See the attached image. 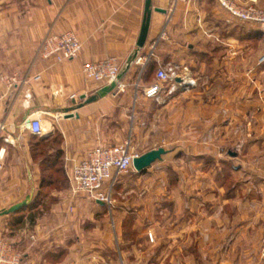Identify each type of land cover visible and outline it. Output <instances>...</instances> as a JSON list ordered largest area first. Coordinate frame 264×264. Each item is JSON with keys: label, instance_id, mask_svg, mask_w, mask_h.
Segmentation results:
<instances>
[{"label": "crops", "instance_id": "0c3cea01", "mask_svg": "<svg viewBox=\"0 0 264 264\" xmlns=\"http://www.w3.org/2000/svg\"><path fill=\"white\" fill-rule=\"evenodd\" d=\"M145 2L0 0V211L33 196L22 212L0 216V237L23 264H91L94 247L116 250L117 264H264V33L229 22L217 0L173 9L172 0H152L166 11H153L138 58L153 44L154 56L132 65L127 93L87 103L107 84L87 79L83 65L111 56L125 63ZM65 31L79 37V55L44 57L45 39ZM160 67L175 68L184 82L149 98L144 89ZM37 116L43 136L26 126ZM128 140L140 155L167 153L120 176L111 205L72 192L74 161ZM42 161H64L63 179L43 180ZM101 208L114 216L116 243L109 232L91 242Z\"/></svg>", "mask_w": 264, "mask_h": 264}, {"label": "built area", "instance_id": "2783aa9c", "mask_svg": "<svg viewBox=\"0 0 264 264\" xmlns=\"http://www.w3.org/2000/svg\"><path fill=\"white\" fill-rule=\"evenodd\" d=\"M190 0H172L173 9L178 2ZM219 5L228 13L230 22L238 18L244 22L257 26L264 33V5L254 3L241 4L237 0H217ZM82 50V43L74 31H65L60 34L49 35L42 45L44 57H53L57 62H64L76 58ZM154 56V44L149 55L138 58L136 64L142 59L148 61ZM264 62V56L260 59ZM122 67L119 58L111 56L83 65L82 71L87 79L95 83L109 84L114 81ZM178 74L173 67H160L156 72V81L144 89V94L157 97L160 93L172 94L182 85L177 81ZM130 84L124 79L118 82L114 89L115 94L127 93ZM139 82L136 84V94L140 92ZM28 129L35 136H43L46 129L41 116L29 120ZM3 126V125H2ZM140 156L131 148L130 141L109 146H97L81 161H74L71 166L69 181L74 194H83L87 198L111 205L112 192L117 179L133 169L135 157ZM153 240V234L148 233ZM262 254L264 256V238L262 239ZM0 264H23V254L15 248L12 242L0 237ZM128 264V263H122Z\"/></svg>", "mask_w": 264, "mask_h": 264}, {"label": "water", "instance_id": "95a60500", "mask_svg": "<svg viewBox=\"0 0 264 264\" xmlns=\"http://www.w3.org/2000/svg\"><path fill=\"white\" fill-rule=\"evenodd\" d=\"M154 10L161 11V12L166 11L165 9L154 8L152 0H146L143 23H142L140 35H139V38H138V41L136 44V48L132 51V53L129 55V57L127 58L125 63L122 65L116 79L114 81H112L111 83L105 85L101 89H99L97 91V93H95L91 97L87 98L86 99L87 103L95 101L99 97H104L107 94L114 92V89L117 86L118 82L123 80V78L126 76V74L130 70L132 65L138 59L142 48L146 44L148 33H149V28H150V24H151V18H152V14H153ZM26 126L27 127L30 126L29 121H27ZM166 153H167V150L164 147L152 149V150H150V151H148V152H146V153H144L138 157H135L134 161H133V166H134L135 170H137L138 172H141L142 170L150 167L157 160L162 159V156ZM232 154L235 155L236 153H232ZM32 199H33V196L28 195L22 201L12 205L11 207H9L7 209L1 210L0 216L18 213V212L22 211L23 209L28 207V205L30 204Z\"/></svg>", "mask_w": 264, "mask_h": 264}, {"label": "rangeland", "instance_id": "374dc122", "mask_svg": "<svg viewBox=\"0 0 264 264\" xmlns=\"http://www.w3.org/2000/svg\"><path fill=\"white\" fill-rule=\"evenodd\" d=\"M130 137L133 140V136L131 135ZM232 151H234V150H232ZM227 152H228V150L227 151L225 150V154H226L225 156L231 158V156ZM230 153L232 154V152H230ZM221 155H223V153L218 155V157H221ZM42 162H43V164H42V176L48 177V179L55 177L57 182H60L63 179V177L65 176V171L63 170L64 161H49L48 163H44V161H42ZM49 166H50V168H49ZM226 178H228V177H226ZM227 183H228V186L232 185L231 180H228ZM98 211H99V213L96 214L95 220L93 222L94 225L96 224L97 229H94L95 232L91 238L93 241H91V242H93L94 245H98L99 243L102 242L103 237L106 236L105 233L109 232V236L106 238H109L111 243H116V230L114 228L116 221L113 218L114 217L113 214L111 213V211L109 209H106V208H101ZM36 216H39V215L36 214ZM11 217H13V216L11 215ZM93 226H92V228H93ZM94 250L97 251L98 253H94L92 255V257L90 259L91 264H117V263H115V261H116L115 260L116 250L115 251L114 250L109 251V249L101 248V247L100 248L94 247Z\"/></svg>", "mask_w": 264, "mask_h": 264}, {"label": "trees", "instance_id": "16d2710c", "mask_svg": "<svg viewBox=\"0 0 264 264\" xmlns=\"http://www.w3.org/2000/svg\"><path fill=\"white\" fill-rule=\"evenodd\" d=\"M48 162H49V161H44V163H48ZM63 170H64V168H63ZM118 179H119V178H118ZM118 179H117V181H116V183H115V185H114L113 193H114V190H115V188H116V186H117V184H118V183H117V182H118ZM43 180H45V181L48 180V177H44V176H43ZM43 182H44V181H43ZM31 203H33V201H32ZM31 203H30V204H31ZM31 205H32V204H31ZM31 205H30V206H31ZM13 214L16 215L17 213H13ZM17 220H18V219H17ZM148 237H149V236H148Z\"/></svg>", "mask_w": 264, "mask_h": 264}]
</instances>
